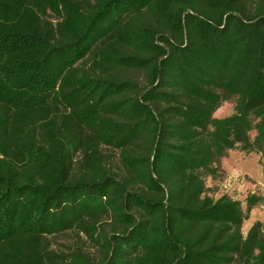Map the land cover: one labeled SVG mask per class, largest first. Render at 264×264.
<instances>
[{
	"label": "trees",
	"instance_id": "1",
	"mask_svg": "<svg viewBox=\"0 0 264 264\" xmlns=\"http://www.w3.org/2000/svg\"><path fill=\"white\" fill-rule=\"evenodd\" d=\"M235 149L264 158V0H0V264H92L43 243L74 227L99 264H264L263 224L241 231L262 199L206 195Z\"/></svg>",
	"mask_w": 264,
	"mask_h": 264
},
{
	"label": "rangeland",
	"instance_id": "2",
	"mask_svg": "<svg viewBox=\"0 0 264 264\" xmlns=\"http://www.w3.org/2000/svg\"><path fill=\"white\" fill-rule=\"evenodd\" d=\"M83 7L87 3H93L94 0H75ZM250 9H254V4L250 5ZM50 23L53 27L58 23L55 15L47 10L41 16V26ZM93 61L92 54H88L84 60L77 64V67L84 71H90ZM119 77L127 80H132L138 84L140 88L148 87V80L142 71L121 70ZM220 93V90H216ZM234 101L223 102L215 112L214 117L224 118L233 113ZM62 111V110H61ZM254 133L251 134V138ZM104 163L110 170L111 174L122 183H127L128 175L120 163V149L111 146L100 147ZM258 156V155H257ZM81 155L76 153L74 155V169L77 171ZM259 162L253 154H245L238 149L229 151L226 156L220 159L219 163L214 164L213 167H218L216 174L211 176H202L206 195L214 200L226 195L233 200L241 203L243 211L246 210L245 200L249 195H256L262 200L255 205L248 215V219L242 224V235L246 236L249 228L255 223L260 222L264 228V175ZM247 172L239 169H243ZM130 185L128 186V190ZM123 233L117 224L113 223L112 219H104L101 221L98 229V235L110 236L115 233ZM43 243L47 247V251L56 254L68 256L75 251H80L85 254L92 264H99L102 260L104 248L97 239H90L86 234L82 233L78 228H72L56 235H47L43 237Z\"/></svg>",
	"mask_w": 264,
	"mask_h": 264
},
{
	"label": "crops",
	"instance_id": "3",
	"mask_svg": "<svg viewBox=\"0 0 264 264\" xmlns=\"http://www.w3.org/2000/svg\"><path fill=\"white\" fill-rule=\"evenodd\" d=\"M253 156L256 157V159H257L258 161H261V162L264 164V158H261L259 155L257 156L256 154H253ZM241 167H242L243 169H239V171L243 170V171L247 172V170H245V168H244L242 165H241ZM260 167H261V166H260ZM261 169H262V167H261Z\"/></svg>",
	"mask_w": 264,
	"mask_h": 264
}]
</instances>
